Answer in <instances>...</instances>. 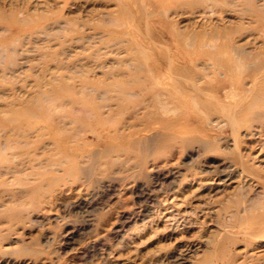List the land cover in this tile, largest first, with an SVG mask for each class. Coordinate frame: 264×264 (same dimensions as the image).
I'll return each instance as SVG.
<instances>
[{
    "label": "rangeland",
    "instance_id": "1",
    "mask_svg": "<svg viewBox=\"0 0 264 264\" xmlns=\"http://www.w3.org/2000/svg\"><path fill=\"white\" fill-rule=\"evenodd\" d=\"M0 264H264V0H0Z\"/></svg>",
    "mask_w": 264,
    "mask_h": 264
},
{
    "label": "bare ground",
    "instance_id": "2",
    "mask_svg": "<svg viewBox=\"0 0 264 264\" xmlns=\"http://www.w3.org/2000/svg\"><path fill=\"white\" fill-rule=\"evenodd\" d=\"M235 48L237 49V47H235ZM233 49H234V47H233ZM234 51H238V50L234 49ZM234 51H233V53H235L236 56H233V57H235L234 59H231V60L229 59L230 62H227L228 67H237V66H241L242 64H244L243 63L244 59H243V56H242L243 52H242V55H241L240 54L241 52H234ZM233 57H231V58H233ZM250 67H252V66H250ZM237 70H238V68H237Z\"/></svg>",
    "mask_w": 264,
    "mask_h": 264
}]
</instances>
